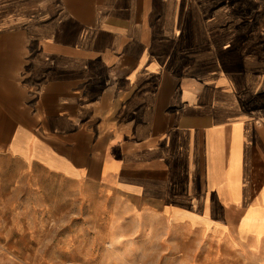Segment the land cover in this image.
<instances>
[{
	"label": "crops",
	"instance_id": "crops-1",
	"mask_svg": "<svg viewBox=\"0 0 264 264\" xmlns=\"http://www.w3.org/2000/svg\"><path fill=\"white\" fill-rule=\"evenodd\" d=\"M194 1L0 0V176L110 184L260 241L264 67L200 3L195 33Z\"/></svg>",
	"mask_w": 264,
	"mask_h": 264
},
{
	"label": "rangeland",
	"instance_id": "rangeland-1",
	"mask_svg": "<svg viewBox=\"0 0 264 264\" xmlns=\"http://www.w3.org/2000/svg\"><path fill=\"white\" fill-rule=\"evenodd\" d=\"M199 3L216 18L213 31L225 32L230 50L260 72L264 0H195V33L203 24ZM255 82L259 95L264 78ZM253 105L264 109L261 101ZM111 187L29 171L0 176V264H264V235L258 242L252 235L239 239L191 212Z\"/></svg>",
	"mask_w": 264,
	"mask_h": 264
}]
</instances>
